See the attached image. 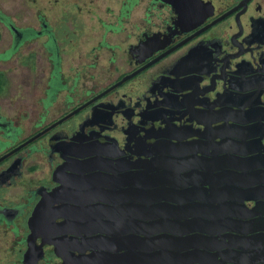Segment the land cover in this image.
Segmentation results:
<instances>
[{
    "label": "flooded vegetation",
    "instance_id": "1",
    "mask_svg": "<svg viewBox=\"0 0 264 264\" xmlns=\"http://www.w3.org/2000/svg\"><path fill=\"white\" fill-rule=\"evenodd\" d=\"M34 1L0 0V63L22 54L43 85L30 110L0 109V264H126L111 225L126 219V165L185 159L194 132L210 145L240 109L264 124V0ZM213 241L221 258L248 250ZM155 246L156 264H177L176 240Z\"/></svg>",
    "mask_w": 264,
    "mask_h": 264
},
{
    "label": "water",
    "instance_id": "2",
    "mask_svg": "<svg viewBox=\"0 0 264 264\" xmlns=\"http://www.w3.org/2000/svg\"><path fill=\"white\" fill-rule=\"evenodd\" d=\"M165 1L174 5L176 0ZM124 79L125 77L122 78ZM257 97L264 103L261 94ZM257 97L256 101H258ZM243 110L234 111L237 114L235 121L228 120L220 126L209 128V140L211 138L213 140L214 136L224 135L230 137V142L235 137L238 138V144L248 147L244 149V154L238 152L242 149H238L239 156L235 157L226 151L229 163H231L230 160H239V166L246 174L259 175V180L257 179L255 184L246 188L247 191L239 196L235 194L234 187H232L234 194L228 193L229 185L223 187L221 194L218 192L205 194L201 184L206 177L193 176L199 172L204 174L205 170H219L226 159V157L223 160L209 159L210 154H213V150L216 152V149H213L212 142L206 145L199 140V131L193 134L197 138L189 141L188 146L186 145L189 148L186 150L189 152L191 149V151L185 159L181 156L180 158L167 156L165 153L169 151H164L157 157L144 160L143 164H138L136 167L134 163L126 165L125 223L124 218L121 217L119 222L111 224L115 232L126 234V245L120 246L125 248L126 264H156L153 260L155 244L162 243V248L169 250V252H163L170 255L173 240L177 241V264H247L248 259L252 262L254 259L255 264H264V262L259 263L258 256H253L252 251L245 247L237 251L235 245L225 244L226 247L223 249L224 252H229V256L224 254L225 256L221 258L222 250L219 251L213 246V240L217 237L226 240L227 236L232 235L234 239H240L243 243L247 242L251 236L264 237V224H262L264 222V167L258 168V161L264 163V124L250 122L249 118H247L249 122L245 123L247 121L242 115L247 114L249 110ZM184 144L183 142L168 143L175 149L185 147ZM177 153L181 154V152ZM234 153L237 154L236 151ZM231 165L234 164L231 163ZM135 168L136 170H133ZM190 175L192 177H189ZM115 177L122 179L124 176L120 174ZM252 179L254 180L253 177ZM172 181L173 183L169 185ZM188 182L192 183V187L187 186ZM215 182L218 183V181ZM166 184L169 186L165 187ZM171 189H174L173 192ZM245 197L254 200L253 206L245 204ZM213 201L216 203H212ZM260 221L261 223L258 224ZM174 227H177V230ZM229 240L226 241L227 244ZM204 242L209 243L208 248L203 249ZM115 248L118 249V246ZM212 249L213 252L210 251ZM261 251L264 252V249ZM112 255L120 256L117 254L110 256ZM167 261L171 264L170 257Z\"/></svg>",
    "mask_w": 264,
    "mask_h": 264
},
{
    "label": "crops",
    "instance_id": "3",
    "mask_svg": "<svg viewBox=\"0 0 264 264\" xmlns=\"http://www.w3.org/2000/svg\"><path fill=\"white\" fill-rule=\"evenodd\" d=\"M230 137L227 136H221V138L219 137L218 139H214V142H212L213 145V154H210V160L212 159H220L223 160V158L226 157V159L223 161L224 164L220 167L219 170H205L204 174H200V172L198 174H193V176H199V175H203V177H206L203 179L202 182V190L204 191L205 194H209V193H220L221 194V190H223V187H225V185H229L230 186V192H228L229 194H234L232 187L235 188V194H238V196L240 194H243L244 192L247 191L246 188H250V186L252 184H255L257 182V179L259 180V175L257 176L256 174L254 176L249 177L248 174H246L241 167L239 166V160H230L231 163H229L228 161V155L226 151H229V154H232L233 157L235 156H239L238 152L241 153H245L244 149H247L248 147L242 144H238L237 143V139L233 137V141L230 142L229 140ZM235 140V141H234ZM241 143V142H239ZM211 144V143H210ZM244 144V143H243ZM241 146H243L242 148H240ZM238 149H242L240 151L237 152ZM236 151L237 154H235L234 152ZM258 168H262L264 167V163L261 161H258ZM240 167V168H239ZM189 177H192L191 175ZM252 177L254 178V180L252 179ZM261 177V176H260ZM191 180V179H190ZM215 181H218V183H216ZM253 181V182H251ZM192 182V181H191ZM188 182L189 184H187L188 187H192V183ZM234 184V185H233ZM227 191V190H224ZM219 199V198H218ZM217 200V199H216ZM215 200V201H216ZM205 201L207 202V198H205ZM215 201H213L212 203H214ZM244 202L249 205V206H253L254 204V200L249 198V197H245L244 198ZM216 203V202H215ZM214 203V204H215ZM261 221L258 223L260 224ZM262 224H264V222H262ZM256 225V224H255ZM255 230V229H254ZM248 250L252 251L253 256H258V254H256L257 251H260L262 249H264V237L261 236H251L248 240ZM253 262L248 259L247 260V264H255L256 261L254 259H252ZM258 261V260H257Z\"/></svg>",
    "mask_w": 264,
    "mask_h": 264
},
{
    "label": "rangeland",
    "instance_id": "4",
    "mask_svg": "<svg viewBox=\"0 0 264 264\" xmlns=\"http://www.w3.org/2000/svg\"><path fill=\"white\" fill-rule=\"evenodd\" d=\"M47 0H35L32 7L34 9L43 8ZM3 8L9 9L10 3L4 4ZM5 40L1 42V47L4 46ZM26 49H22L21 52L25 54ZM22 54H19L17 58L9 61H2L0 63V72L4 75V79L0 80V109L7 114H13L17 116L18 110L25 108L30 110L33 106H37V99L41 94L43 88L40 81L33 80L28 73V66L25 59L22 58ZM69 81H67L68 83ZM37 108V107H36ZM29 114V113H28ZM28 114L26 119L28 121Z\"/></svg>",
    "mask_w": 264,
    "mask_h": 264
},
{
    "label": "trees",
    "instance_id": "5",
    "mask_svg": "<svg viewBox=\"0 0 264 264\" xmlns=\"http://www.w3.org/2000/svg\"><path fill=\"white\" fill-rule=\"evenodd\" d=\"M1 80V79H0Z\"/></svg>",
    "mask_w": 264,
    "mask_h": 264
}]
</instances>
